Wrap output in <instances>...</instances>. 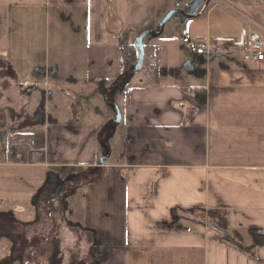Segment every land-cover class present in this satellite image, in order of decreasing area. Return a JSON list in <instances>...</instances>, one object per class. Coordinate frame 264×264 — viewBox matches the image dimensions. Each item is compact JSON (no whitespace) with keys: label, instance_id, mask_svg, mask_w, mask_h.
<instances>
[{"label":"crops","instance_id":"obj_1","mask_svg":"<svg viewBox=\"0 0 264 264\" xmlns=\"http://www.w3.org/2000/svg\"><path fill=\"white\" fill-rule=\"evenodd\" d=\"M220 1L211 13L251 20L242 38L230 47L208 39L221 54L192 56L188 77L135 82L125 99L126 0H0V183L9 193H0V243L8 237L15 255L21 242L24 251L50 242L62 264H264V61L213 62L261 40L254 18H264V0ZM91 111L98 120L84 121ZM17 132L30 139L10 145ZM56 180L78 183L60 193L72 197L63 204L77 210L74 223L51 214ZM195 206L228 234L207 223L160 227L172 209Z\"/></svg>","mask_w":264,"mask_h":264},{"label":"rangeland","instance_id":"obj_2","mask_svg":"<svg viewBox=\"0 0 264 264\" xmlns=\"http://www.w3.org/2000/svg\"><path fill=\"white\" fill-rule=\"evenodd\" d=\"M126 1L130 4L132 15L130 14L131 17L129 16L128 22H126V26L127 28H129V35L127 33H124L122 35L121 45L130 43L134 45L135 40L140 35L146 33L149 30H152V32H149L150 34L144 40L146 55L143 67L137 72L133 71L139 57V50L134 45L130 60L124 67L125 72L120 77V81L122 82V84L129 82L135 83L140 81H149V78L145 77H147L146 73L150 71L151 66H155V68L157 66L161 70L160 73L158 70L159 76L157 78L163 79L166 77V75L174 76V74L177 78H180V75H182L183 77H188L191 74L188 71V66L190 63V59L193 58L192 56L194 55L188 52L185 46L187 42L194 41L196 37H203L207 40L213 39L225 47H230V42L239 41L242 38L244 26L246 29L249 28V25L245 22L251 23V20L242 16V14L236 17L233 14L223 11L220 6L214 9V11H212L211 13V8H213L215 5L219 3L220 5H224L220 0H206L199 6L196 15L191 17H185L184 14L189 13L194 0ZM172 10H178L179 13H176L161 30V20ZM259 18L260 17L258 16L254 18L257 21L261 22L260 24H257L255 22V26H257L258 29L262 33H264V18ZM259 36L264 43V34H259ZM154 37L155 39L153 40ZM156 46H159L158 48L162 47L163 50V57L158 59L154 58V52L157 48ZM231 48V55L217 56V58L213 62H216L215 64H219L218 66H220V63L225 65L228 64L231 66H236L239 63H245L238 45H234ZM188 53L190 56L188 55ZM203 57L200 58L204 59L205 57ZM193 61L197 65L198 69H200V72H203V70L206 71L205 62L200 61L198 58H195V60ZM246 63L250 64V62ZM115 102L119 106L121 105L118 99H116ZM115 117L116 113L114 112V114H112V118L115 119ZM85 120L92 122L98 119L91 111L86 114L84 121ZM121 128L122 127H120L118 131L117 139L111 143L112 147H116L115 142H118V140H120L121 138ZM67 183H69L70 185L69 192H73L74 194L73 189L70 188L77 187L78 183H76V180H69V182ZM6 185V183H0V188H2L0 189L1 194H3L4 192L5 195L9 194L7 192L8 188L6 187ZM74 197L75 195L73 196V198ZM70 198H68L69 200L66 198L64 199L63 195V198H57L56 196H54L52 200L51 214H53L54 218H56L55 220H57L58 222L60 221V223L65 217H67L66 220H68V222L70 223H74L77 219V210L74 213V210L67 209L66 205H64V202L67 200L70 201ZM80 198L81 197H79L78 199ZM70 206L71 205L69 204L68 208H71ZM59 226L61 228V225L57 223L55 228L58 229ZM54 231L56 230L54 229L53 232ZM48 238L50 239V236H48ZM49 243L50 242H46L45 244L44 240H41L39 242L40 246L38 248L33 249L31 247V249H26V251H24L26 242H21L18 249L19 251H16V254L14 255V243L11 242L6 236L2 237L0 243V264H62L63 257L62 255H60L59 251L57 252L53 249V254H50V250H48L50 247ZM47 247L48 249H46ZM17 252H21L20 255H18Z\"/></svg>","mask_w":264,"mask_h":264},{"label":"trees","instance_id":"obj_3","mask_svg":"<svg viewBox=\"0 0 264 264\" xmlns=\"http://www.w3.org/2000/svg\"><path fill=\"white\" fill-rule=\"evenodd\" d=\"M157 48L155 49L154 52V58L158 59L160 57L159 53H160V48H158L159 46H156ZM134 49V45L133 44H125V45H121L120 47V51H119V57H120V69H121V73L122 75L124 74V67L125 65H127L128 61L130 60V56H131V52ZM158 70L160 73V69L156 66H151V69L149 72L146 73L147 77L149 78V81L151 83L158 81ZM149 81H147L146 83H144L145 85L149 84ZM119 82V81H118ZM143 84V85H144ZM141 84L137 83H133V82H129L127 85V89L125 91L124 94V98L127 99L128 97V89L131 86H140ZM31 134L30 133H26V132H17L15 134H13L12 136L9 137V144L12 145L13 143L16 142H24L30 139ZM182 222L185 223H200V224H205L207 223L210 227L214 228L215 230H217V228L219 230H217L220 234L224 235V234H228L225 232V229L222 226H219L217 224H215L209 216H206V211L204 208L202 207H192L189 209H182V208H174L171 211V215L170 218L166 221H161L160 222V227L166 228V229H177V227H179L181 225Z\"/></svg>","mask_w":264,"mask_h":264},{"label":"built area","instance_id":"obj_4","mask_svg":"<svg viewBox=\"0 0 264 264\" xmlns=\"http://www.w3.org/2000/svg\"><path fill=\"white\" fill-rule=\"evenodd\" d=\"M188 52L194 56L209 57L213 54H221L219 45L210 40H194L186 43ZM244 61L260 63L264 61V43L260 39H248L241 48Z\"/></svg>","mask_w":264,"mask_h":264},{"label":"water","instance_id":"obj_5","mask_svg":"<svg viewBox=\"0 0 264 264\" xmlns=\"http://www.w3.org/2000/svg\"><path fill=\"white\" fill-rule=\"evenodd\" d=\"M206 0H194V2L191 5V9L189 11L188 14H184L185 17H191L196 15L199 6L205 2ZM110 2H112V0H110ZM179 13L178 10H172L170 11L166 16H164V18L161 20L160 22V29L162 30L164 28V26L166 25V23L176 14ZM149 32L143 33L142 35H140L134 42L135 47L139 50V57L137 60V63L135 64V67L133 69L134 72L139 71L143 65H144V61H145V55H146V50H145V43L144 40L145 38L149 35ZM253 39H258L256 37H252ZM213 58H215V55H211L209 57V60H212ZM115 112H116V117L114 119V123L118 124L121 122L122 120V112L120 107L118 106V104H115ZM107 160V155L104 154L102 155V157L99 160V164L103 165ZM217 230H219L217 228Z\"/></svg>","mask_w":264,"mask_h":264},{"label":"flooded vegetation","instance_id":"obj_6","mask_svg":"<svg viewBox=\"0 0 264 264\" xmlns=\"http://www.w3.org/2000/svg\"><path fill=\"white\" fill-rule=\"evenodd\" d=\"M57 179V178H56ZM57 181V180H56ZM59 181V180H58ZM57 181V184H56V189L58 190V191H60L59 193H58V195L56 196L57 198H61L62 196H63V194H60L61 193V191L63 190V186L65 185V183H67V182H63V185L61 184V186H60V182H58ZM60 186V187H59ZM58 187V188H57Z\"/></svg>","mask_w":264,"mask_h":264},{"label":"bare ground","instance_id":"obj_7","mask_svg":"<svg viewBox=\"0 0 264 264\" xmlns=\"http://www.w3.org/2000/svg\"><path fill=\"white\" fill-rule=\"evenodd\" d=\"M213 55H217V54H213ZM210 57V56H209Z\"/></svg>","mask_w":264,"mask_h":264}]
</instances>
